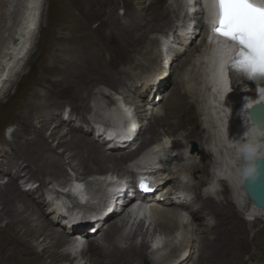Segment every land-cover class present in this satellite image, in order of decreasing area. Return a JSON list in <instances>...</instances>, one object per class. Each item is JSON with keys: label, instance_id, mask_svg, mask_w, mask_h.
I'll return each mask as SVG.
<instances>
[{"label": "bare ground", "instance_id": "1", "mask_svg": "<svg viewBox=\"0 0 264 264\" xmlns=\"http://www.w3.org/2000/svg\"><path fill=\"white\" fill-rule=\"evenodd\" d=\"M45 1L0 0V100L8 95L24 59L31 53ZM130 1L119 0L123 7L129 6ZM144 1L147 17L134 18L136 22L131 20L127 25L118 23L120 17L114 16L119 3L103 9L115 30L112 38L120 41L117 52L119 49L129 53L122 64L117 62L119 65L114 67L110 56V61L102 60H108L103 52L111 42L104 43V49L97 38L92 40L100 51L102 59H98L93 55L97 50L88 42L87 46L79 44L80 36L74 35L64 50L65 53L75 51L74 58L67 60L65 73H58L57 55L51 65L43 67L46 75H41L33 87H41V91L29 90L25 94L27 99L37 98L38 102L34 105L30 99L23 113L15 114L21 119V129L12 132L16 138L14 144L8 143L6 148L0 145V152L6 155L0 158V264H134L137 260L139 264H218L219 249L227 259L219 264H236L234 260L229 261V253L233 252L228 247L238 243L246 246L250 231L247 222L239 216L234 224L240 233L232 234L228 229L226 220L230 213L227 210L232 206L226 198L220 209L210 206L219 194L212 184L217 186L222 180L230 186L233 206L249 215L247 221L264 222V210L249 200L242 177L247 163L254 157H264V146L256 144L257 139L264 137V128L257 129L247 113L253 104L264 101V88L233 93L225 70V60L233 51V44L216 35L206 41L204 21L202 17L198 19V12L193 19H186L192 6L203 4L206 19L214 23L217 20L215 0H189L195 5L186 2L189 7L185 13L184 3L179 0H173L174 3ZM254 1L264 4V0ZM134 10L128 7L126 13L132 14ZM172 14L176 15L171 21ZM248 27L251 31L253 26L248 24ZM164 32L169 34L173 45H178L170 49L169 70L160 65L152 68L164 55L161 44ZM205 44L208 47L204 50ZM87 49L93 53L92 60L101 62L95 63L98 68L102 69L105 63L113 74H119V79L115 80L113 74L104 70L95 73L85 56ZM217 68L222 71L220 79L216 77ZM49 72L56 78L51 79ZM200 77L203 80L198 83ZM172 79L176 82L164 101L161 95ZM194 82L202 89L194 87ZM202 90L206 93L203 98ZM200 100L204 107L200 123L208 129L204 135H200V128L192 119L197 111L195 102L199 104ZM239 101L243 102V108L236 106ZM85 113H89L90 119ZM146 120L149 122L144 128ZM122 123L127 125L124 129ZM160 127L164 129L163 136H160ZM24 132L33 135L25 136ZM194 140L207 145L210 158L204 155L206 152L199 161L193 152L176 157L169 155L192 147L190 142ZM154 144L158 151L154 154L151 148L146 158L138 161L141 152ZM58 148L62 150L57 152ZM12 149L17 155L9 158L7 153ZM219 153L224 155L220 157ZM155 158L159 159L158 163L154 162ZM198 162L203 166L198 167ZM212 162L216 171L207 169ZM156 164L163 169H155ZM67 169L78 177L110 172L126 176L127 184H119V190L97 183L89 192L99 198L113 192L122 202L103 207L90 205L95 209L92 212L80 207L78 199L73 198L66 200V211L60 214L59 204L53 206L50 200L55 195L51 186L70 179L65 175ZM23 172L28 178L25 182L33 181L35 187L23 189L20 182ZM206 172L209 175L205 178ZM3 173L8 175L6 182H2ZM148 174L161 176L156 192L144 196L152 208L153 232L166 237L163 248L166 251L156 254L148 253L146 239L150 232L145 229L144 221L133 218L131 230L126 232L131 220L129 203L137 196L139 182L136 180L138 175ZM101 179L98 177L96 181L101 183ZM93 231L96 232L92 234ZM194 248L196 253L190 259Z\"/></svg>", "mask_w": 264, "mask_h": 264}, {"label": "rangeland", "instance_id": "2", "mask_svg": "<svg viewBox=\"0 0 264 264\" xmlns=\"http://www.w3.org/2000/svg\"><path fill=\"white\" fill-rule=\"evenodd\" d=\"M97 1H98V3H94V2L92 3L90 0H46L45 1L44 12H43L42 18L40 20V27L38 28V31L36 33V39H35V43L33 45V48L31 50V53L29 54V56L26 59H24V62L22 64V66L20 67V69L18 70V74L15 77L14 83L8 91V95H4L3 98L0 100V145L2 147L6 148L8 143L13 145L14 144L13 142L15 141L16 138H14L12 136V132L14 130H20L21 129L20 128L21 119L19 117H16L15 114L23 113V111L27 107L30 99H31L30 102H32L34 105L37 104V102H38L37 98L33 99V97H30L27 99V97H25V94L27 92H29V90L30 91H33V90L34 91H41V89H42L41 87H37V89H35L33 87L36 86L41 75L42 76L46 75V73L43 72V67L51 65L52 62H54V60L56 59V56L58 55L56 62H55L56 65L58 66V69H59L58 73H60V75H62L63 72L65 73V71L67 69L66 68L67 60H68V58H70V59L74 58L75 51L71 50V51H68V53H65L64 50H66V48L69 47L68 45H70V41L74 37V35H77L76 37H78V35L80 36V37H78V43L79 44H85L87 46V44L89 43L93 48H95L94 44H92V40L94 38H97V42L98 43L100 42L103 47H104V43H106L108 41L111 42V44H110L111 46L108 47V50H104L103 53L106 52L105 56H107V58L110 56L109 58L112 59L111 64L112 65L114 64V67H115V64L116 65L117 64L119 65V63L122 64V59L123 58L125 59V57L129 56L128 52L120 51L119 49L117 52V48L120 44V41L117 42L116 37L112 38V37H114V36H112V33H114L115 30H114V28H112L110 26L109 21H107L108 14H106L105 11L103 12V9H109L111 7V5H110L111 3H116V4L119 3L118 7L115 8L114 16L120 17L118 19V23H120L122 25L125 23L124 25H127V23H129L131 20H133V22H136V19L134 20V18L141 19V18L147 17L146 15L148 13V8L145 7L146 1H144V0H132V1H130V3L128 4L129 6H127V7H123V5L120 4L119 0H110V3H108V2L105 3L106 0H97ZM168 2L174 3L173 0H169ZM179 2L184 3L183 7L185 9H183V11L185 13L188 10L186 7H189L188 5L186 6V0H179ZM164 3H166V2H164ZM131 6L136 8V10H134L132 12V14L126 13V9L128 7H131ZM193 8H194V6H192V11L189 12L190 17H187L186 19H193L192 16L195 14V12L193 11ZM189 10H191V9H189ZM177 11L178 10L176 9V12H175L176 14H177ZM176 14H172V16L169 19H171V21H172V19L175 18ZM145 22L148 23L147 19ZM79 29H81L82 31ZM164 33H166V32H164ZM69 34H71V35H69ZM203 34H204V32H203ZM163 35L165 37H163V39L161 38V40H162L161 44L165 43L164 46L162 47L165 51V52L163 51L164 55H163V57L158 59L157 63H154V64L152 63L153 65L152 64L151 65H152V68H156L157 66L160 65L162 68L164 67V69L169 70L170 66H171L170 65L171 61L169 60L171 57L170 56V49H172V47H173V49H175L178 45H176V44L173 45L171 43L172 39L169 36V34L166 33ZM201 35H199L198 41L201 39ZM66 37H67V39H66ZM63 38H64V40H63ZM106 38H108V39H106ZM61 39H62V41H61ZM112 40H113V42H112ZM60 41H61V43H60ZM97 42L95 43V46L97 45ZM115 43H117V44H115ZM207 47H208V44L207 45L205 44L203 49L205 50ZM109 48H111L112 50ZM95 49L97 50V52H96L97 54L96 53H94V54L90 53L88 51V49H87L88 52H86V54H85V56H87L89 62L93 61L92 63L90 62L91 69L97 74H99L98 73L99 70H104L106 73L113 74V71H111V69L105 63L102 64V69L97 67L98 64H95V63H101V62H95L94 60H92V58H91L92 54L95 57H97L98 59H102V58H100L101 56H100V51L98 50L99 48L98 49L95 48ZM104 49H106V46L104 47ZM64 53L66 55H64ZM109 58H108V60L107 59H102V60L110 61ZM117 62H119V63H117ZM47 74H48V76H50L51 79L56 78V76L50 72ZM113 75L115 77V80H118L120 77L119 74L118 75L113 74ZM199 79L200 80L198 81V83H200L203 80L202 77H200ZM175 82H176L175 79H172V81H170L168 83V85L166 86L165 91L161 95V98L164 101H166V99H164V97L166 98V96L169 95L170 90L172 88V85ZM193 84H194V87L199 86V89H202L200 84L195 85V82ZM203 90H205V89L203 88ZM203 90L201 92L202 98H203V95L206 94L205 91H203ZM61 99L66 100L67 98L61 97ZM62 100H60V101H62ZM200 102H201V100L199 101L200 105L198 104V101L195 102V105H197L196 106L197 111H196V114L192 115V119H193L195 125L200 128V135H204V133L207 132L208 129L206 130V128L202 127V125L200 123L204 118V115H203L204 114V110H203L204 107L202 106V103H200ZM191 105L192 104H190V106ZM95 111L96 110L92 111L91 113L93 114ZM92 114H91V116H92ZM85 115H87V118L90 119L89 113L88 114L85 113ZM87 118H86V120H87ZM147 122H149V120L148 121L146 120V124L144 125V128H146L148 126ZM163 130L164 129H162L160 127V136H163V134H164ZM201 131H203V132H201ZM145 133L146 132L144 131V134ZM24 135L25 136H32L33 134L31 132H24ZM136 145H138V143H136ZM194 145H196V148ZM204 145H202L200 143V141L194 140V141L190 142V146H192V147L184 148L180 151H175L173 153H170L169 155L173 154L172 157H176V156H178V154H184V153L188 154V153L193 152L194 154H192V155L196 154L195 158L197 159V161H199V159L202 156V153L206 152V153H204V155L210 158V154H208V152H207V145H205V146ZM61 150H62L61 148H58L57 152H60ZM0 151H1V149H0ZM225 154H226V152H225ZM2 155H4V154H2L0 152V158ZM13 155H17L16 150L14 151V149L10 150L7 153V156L9 158ZM219 155H220V157H222L224 154L219 153ZM5 156L6 155H4V158H6ZM198 163H197L198 167L203 166L201 162H198ZM207 169H208V171H211V170L216 171V168H215V165H213V162L211 164L209 163V165L207 166ZM1 173L2 172L0 171V174ZM3 174L5 177L1 176V177H4V179H2V182H6L8 179V175H6L5 173H3ZM73 174H76V173L73 172L72 170H69V169H67L65 172L66 177H71ZM207 175H209V172L208 173L206 172L205 178L207 177ZM21 177H22V179H20V182L22 183L24 190L25 189L29 190V189L35 187L33 185H36V184H34L33 181H30L28 183L25 182L28 180V178H27V176H24V172L22 173ZM201 180H199L200 184L202 182ZM26 183H27V185H26ZM212 187L214 188L215 193L219 191V194L214 197V201H213L214 204L212 202L210 205L211 207L214 208L216 206L215 209L217 207H218L217 209H220L222 206H224L223 204H224L225 198H226V202L228 200V202L232 206L231 209L228 208V210H227L230 213V216L226 220V222L228 224V229H231L232 234H234L235 232H236L235 234L240 233L238 225L234 224L237 222L236 220H237L238 216H239V219L241 221L244 220L247 222L248 227H249V231H250L249 242H248V244H246V246H244V245L242 246L240 243H238L235 246L232 245V246L228 247L230 249V252L231 251L233 252L232 255L234 254L232 256L231 253H229V256L231 257L229 259V261L234 260V261H236V264H249L251 262H256V261H258V262L260 261V262L264 263V222L263 221H262V223L258 222V221L249 222V221H247V219L249 218V215L246 213V211L244 212L241 209H238L237 206L234 207L235 205L232 203L233 199L230 197L231 196L230 195L231 194L230 186L227 182L225 183V181L222 180L219 182V184H217V186L216 185L213 186V184H212ZM215 198H217V199H215ZM178 199H180L179 196H178ZM220 205H222V206H220ZM86 208H84V209L87 211H90V210L93 211V209H91V208H88V209H86ZM231 212H233L232 215H231ZM48 215H51V213L48 212ZM48 219L51 221H54V219H52V218H48ZM55 225L57 226V223H54V226ZM253 225H254V227H253ZM103 228H105V227H103ZM95 232L93 231L92 234H94ZM138 241L140 242V237H139ZM195 249L196 248H194L193 250H195ZM193 250L191 251L192 254L190 255L191 256L190 259H193V256L196 253V250L195 251H193ZM239 250H240V252H239ZM148 253L151 254L152 252L148 251ZM150 254H148V255H150ZM216 257H217V261H216L217 263L219 261L220 262L223 261L222 263L227 261V259L225 260L224 255H222V253H220V249H219L218 255H216ZM139 261L140 260H137L134 264H139ZM195 264H197V262H195Z\"/></svg>", "mask_w": 264, "mask_h": 264}, {"label": "water", "instance_id": "3", "mask_svg": "<svg viewBox=\"0 0 264 264\" xmlns=\"http://www.w3.org/2000/svg\"><path fill=\"white\" fill-rule=\"evenodd\" d=\"M216 77L220 79L221 69H216ZM264 113V102L252 106L248 112L249 117L258 129H263L264 119L256 118V114ZM261 146H264V140L259 141ZM196 148V145H194ZM243 189L249 197V200L254 206L264 210V157H254L242 169ZM263 264V263H251Z\"/></svg>", "mask_w": 264, "mask_h": 264}]
</instances>
